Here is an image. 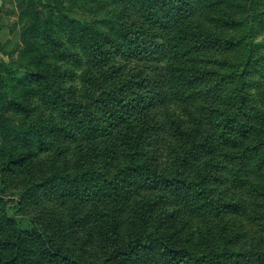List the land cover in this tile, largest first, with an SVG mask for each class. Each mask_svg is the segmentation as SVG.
I'll return each mask as SVG.
<instances>
[{"label":"trees","instance_id":"obj_1","mask_svg":"<svg viewBox=\"0 0 264 264\" xmlns=\"http://www.w3.org/2000/svg\"><path fill=\"white\" fill-rule=\"evenodd\" d=\"M13 2L0 264H264V0Z\"/></svg>","mask_w":264,"mask_h":264},{"label":"rangeland","instance_id":"obj_2","mask_svg":"<svg viewBox=\"0 0 264 264\" xmlns=\"http://www.w3.org/2000/svg\"><path fill=\"white\" fill-rule=\"evenodd\" d=\"M14 6L15 3L13 2V0H0V27L3 26L2 28H0V37L2 38L3 42L8 39L11 40L12 44H14L18 38L17 37L18 28H16L15 25L18 11L15 9ZM104 7H105L104 9H108L107 6ZM262 38H264V34L261 35L258 40H261ZM0 59L2 58L0 57ZM259 82L262 84L261 89L264 90V71H263V75L259 77ZM254 91L256 94V89ZM176 109H178L177 106ZM167 138H165V141L169 140V138L168 139ZM230 169H231V165H227V168L224 171V175H226L227 181L225 184L220 185L218 187V192H221L222 196L226 201L235 204L239 203L241 207L240 209H253L254 205L252 203L251 198L249 197L250 185L248 184L249 190L247 185L241 188L234 185V181L232 179ZM11 199H15V198H11ZM49 204H55L54 209H58V207L56 206L57 204L55 202H50ZM237 219L238 221H242V223L245 224V227L248 231L251 230V227L249 225L248 226L246 225L244 219H241L239 217Z\"/></svg>","mask_w":264,"mask_h":264}]
</instances>
